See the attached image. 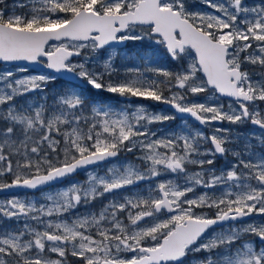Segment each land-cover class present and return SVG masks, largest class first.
<instances>
[{
    "label": "snow or ice",
    "instance_id": "1",
    "mask_svg": "<svg viewBox=\"0 0 264 264\" xmlns=\"http://www.w3.org/2000/svg\"><path fill=\"white\" fill-rule=\"evenodd\" d=\"M0 62V264H264V0H0Z\"/></svg>",
    "mask_w": 264,
    "mask_h": 264
},
{
    "label": "rangeland",
    "instance_id": "2",
    "mask_svg": "<svg viewBox=\"0 0 264 264\" xmlns=\"http://www.w3.org/2000/svg\"><path fill=\"white\" fill-rule=\"evenodd\" d=\"M7 2L9 4L12 3V0H7ZM197 5H198V0H197ZM119 52L121 53H127L129 57H135L136 55H138L139 53L141 52H144V51H148L146 49L144 50H141L139 52H136V51H130V50H124V49H118ZM117 64H119L121 62L120 58H117ZM131 66V65H129ZM4 69H11V70H15V65H7V64H1L0 63V70H4ZM29 70H32L30 68H28ZM255 71H259L260 69L259 68H255L254 69ZM253 70V71H254ZM30 72H35V71H30ZM64 86H67V84H62L61 86H58V84L56 83L55 85H53L52 87L54 89H57V88H61V87H64ZM101 96H104V97H108L110 94H107V93H101L100 94ZM212 95L211 92H208V93H204V94H199L195 97H190V101L191 102H205L208 100V97H210ZM118 98L119 97H112L109 102L111 103H119V104H124L126 103V101H124L122 98H120L122 101H118ZM217 102L220 103V104H223L225 106V108L227 109V106L229 104V100H226V99H223L221 97H217ZM133 104H142L144 106H146L150 111H153V112H164L160 109H157V108H151L152 105L156 106L157 104H159L158 102H155V101H151V100H148V102H144V101H141V102H132ZM261 108H264V104H261L260 105ZM165 113V112H164ZM172 121H168L167 123H165L166 125L165 126H162V125H155L154 127H161V128H164L165 130H171L172 129V123H170ZM170 123V124H169ZM227 123V122H226ZM182 124V123H181ZM180 124V125H181ZM228 126H234V125H229L227 124ZM252 131V130H251ZM133 154H125L123 157H121L120 159L121 160H124V159H128V160H134L133 159ZM73 180H84L85 177L83 178H80V177H75V178H72ZM56 187H59V186H56ZM140 187H144V185H141ZM25 193H27L28 195H32L33 193L30 192H17V193H14V194H18L20 196H23L25 195ZM13 195V194H11ZM40 194L39 193H36V196H39ZM10 195L8 194H4V195H1L0 196V200H4V199H7L9 198ZM99 206V205H97ZM80 211H84V209H80ZM257 221H260V222H264V218H261V219H257ZM199 255H202V254H199ZM199 255L195 258H199ZM193 259L192 257H190V260ZM68 261H69V264H79V261L76 260V258H73L71 256H69L68 258Z\"/></svg>",
    "mask_w": 264,
    "mask_h": 264
},
{
    "label": "flooded vegetation",
    "instance_id": "3",
    "mask_svg": "<svg viewBox=\"0 0 264 264\" xmlns=\"http://www.w3.org/2000/svg\"><path fill=\"white\" fill-rule=\"evenodd\" d=\"M123 49L124 50H130V51L134 50L136 52H139L140 49L144 50L146 48H143L141 46L140 42H128L127 46L125 48H123ZM146 50L149 51V49H146ZM246 67L248 68L249 71H253L256 68V67H253L251 65H247ZM29 71H32V70H29ZM118 101H122V100L120 98H118ZM141 101L148 102V100H133L132 102H141ZM151 108L160 109V110L164 111L166 114H170V115L174 114L173 110H171L169 108H165L163 103H159L156 106L152 105ZM183 119H186L188 124L192 125L193 127L201 128V130L204 131L208 135H211L213 129L216 128V127H224V128L231 127L234 134L235 133H249L254 128V126H252L251 124L228 126L226 122L223 123V124H214V125H209V126H200L192 118H183ZM170 123H172V129H175V128L179 127L180 124L182 123V117H179L177 115V118L175 120H172V122H170ZM165 125L166 124H163L162 126H165ZM229 146L230 147H235V145H229ZM237 150H239V149L237 148ZM124 155L125 154L122 153L121 157H123ZM133 159H134V157H133ZM231 159H232L231 156H228L227 158L218 156L217 157V163H216L217 169H220V168L224 167L226 165L227 161L231 160ZM75 177L83 178V177H85V173H83V172L79 173L78 175L74 176L73 178H75ZM57 186H59V185H57ZM202 191H203V189H199L198 188L197 191H196V195H199ZM261 218H255V219L257 220V219H261Z\"/></svg>",
    "mask_w": 264,
    "mask_h": 264
},
{
    "label": "water",
    "instance_id": "4",
    "mask_svg": "<svg viewBox=\"0 0 264 264\" xmlns=\"http://www.w3.org/2000/svg\"><path fill=\"white\" fill-rule=\"evenodd\" d=\"M127 44V42L122 46V47H125V45ZM120 47V48H122ZM0 63H3V62H0ZM21 64H24V62H20ZM4 64V63H3ZM7 65H13V64H7ZM27 67H30L32 70H35L37 72L39 71H42L43 69H41V67L39 65H26ZM223 98H227V97H223ZM227 99H230V98H227ZM164 107L165 108H169L171 109L168 105L164 104ZM172 110V109H171ZM179 117H182L181 114H177ZM183 118H190V117H187V116H184ZM81 173V172H80ZM79 174V173H78ZM21 191H29L31 192L30 190H26V189H17V188H14V189H10V190H7L5 192H0V195H4V194H13V193H17V192H21Z\"/></svg>",
    "mask_w": 264,
    "mask_h": 264
},
{
    "label": "trees",
    "instance_id": "5",
    "mask_svg": "<svg viewBox=\"0 0 264 264\" xmlns=\"http://www.w3.org/2000/svg\"><path fill=\"white\" fill-rule=\"evenodd\" d=\"M57 84H58V86H61L63 83H62V81H58Z\"/></svg>",
    "mask_w": 264,
    "mask_h": 264
}]
</instances>
